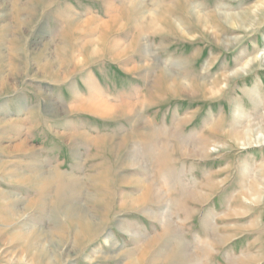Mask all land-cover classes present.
Here are the masks:
<instances>
[{"label": "rangeland", "instance_id": "1", "mask_svg": "<svg viewBox=\"0 0 264 264\" xmlns=\"http://www.w3.org/2000/svg\"><path fill=\"white\" fill-rule=\"evenodd\" d=\"M259 1L0 0V264H264Z\"/></svg>", "mask_w": 264, "mask_h": 264}, {"label": "bare ground", "instance_id": "2", "mask_svg": "<svg viewBox=\"0 0 264 264\" xmlns=\"http://www.w3.org/2000/svg\"><path fill=\"white\" fill-rule=\"evenodd\" d=\"M185 4V3H184ZM188 8V7H187ZM192 12V11H191ZM190 12V13H191ZM196 12V11H195ZM261 12H264V0H260L259 1V3L258 4H256L255 6H253V8H249V11L248 12H246L247 14H249V15H247V14H242L241 16L240 15H235L234 17H235V19L237 20V22H238V24H240V23H243V21L244 20H246V18H251V16H253V17H255V14H260ZM193 14H194V12H192ZM191 13V14H192ZM218 13V12H217ZM29 14V13H28ZM192 14V15H193ZM31 15H32V13H31ZM1 16V15H0ZM194 16V15H193ZM218 18V19H220L221 21H231V23H233L232 24V26L234 25L235 26V20L231 17V15H228V14H218V16H217V14H214V15H212L211 16V18ZM26 18V17H25ZM29 18H31V17H29ZM195 18H198L199 20H201L202 21V23L204 24V26H203V28L205 27V26H208V22H206L204 19H203V17L200 15V14H198V13H195ZM28 20V19H27ZM28 22H30V21H28ZM256 22V21H255ZM71 23V22H70ZM117 23V20L115 19V18H110V20L108 21V23H103L102 24V27L104 26L105 28H106V26H111V25H114V24H116ZM237 24V23H236ZM151 25V24H150ZM202 25V24H201ZM200 25V26H201ZM247 25V24H246ZM25 26V25H24ZM234 26L232 27V28H234ZM154 27V26H153ZM155 28V27H154ZM206 28V27H205ZM209 28V27H208ZM153 29V28H152ZM156 29V28H155ZM107 31V30H106ZM151 31V30H150ZM160 31H161V29H160ZM111 34V33H110ZM214 36V35H213ZM16 40V39H15ZM218 41H219V39H217ZM216 41V40H215ZM217 42V41H216ZM220 42V41H219ZM218 42V43H219ZM233 41H227V46L228 45H231V43H232ZM225 47V46H224ZM95 53L97 54L98 52H96L95 51ZM96 56V55H95ZM124 56V55H123ZM258 58V57H257ZM257 58H253V59H251V60H249L247 63H246V65H249V64H253V63H256V61H257ZM262 58H263V55H262ZM260 62V61H259ZM252 66V65H251ZM169 76V75H168ZM175 77V76H174ZM173 77V78H174ZM229 77H230V75H229ZM228 76L226 77V78H229ZM6 81V80H5ZM217 92H220L219 90L218 91H216V92H211V94H212V96L214 95V94H217ZM214 97V96H213ZM87 102V103H86ZM86 104V105H85ZM82 106H84V107H87V110L88 111H91V112H94V113H98V114H100V115H102V116H104V115H107L108 113H110V108H108L104 103H102L101 101L100 102H98V104H96L94 101L93 102H91V100L89 101H82ZM259 128H261L262 130H264V123L263 124H261L260 125V127ZM248 130H251V128L249 127L248 128ZM250 132H252V130L250 131ZM234 134H232V136H233ZM243 136V135H242ZM230 138V137H229ZM37 178V177H36ZM35 178V179H36ZM34 179V180H35ZM254 188V187H253ZM153 191H154V189H152ZM151 190V191H152ZM252 191V190H251ZM256 190H254L253 192H255ZM257 193V192H256ZM255 193V194H256ZM199 194V193H198ZM256 197V196H255ZM100 198V197H99ZM143 198V197H142ZM257 198H258V196H257ZM101 200V199H100ZM99 200V201H100ZM254 200V199H253ZM136 203H142L141 202V200H138V199H134V198H132L130 201H129V203H127L129 206L130 205H134V204H136ZM126 206V205H125ZM133 208V207H132ZM82 213V212H81ZM89 216V215H88ZM67 218V217H66ZM80 218V216H79V213L76 215H73L72 216V218H69L70 220L72 219V220H76V219H79ZM81 219V218H80ZM85 219V218H84ZM66 226V225H65ZM96 226V225H95ZM100 226V225H99ZM89 227V226H88ZM70 228V227H69ZM83 228V227H82ZM99 228V227H98ZM92 233H93V231H92ZM76 234V233H75ZM84 234V233H83ZM31 235H32V233L30 234V233H28L27 235H26V238H27V240H26V242L25 243H27V242H32V240L30 239L31 238ZM78 235V234H77ZM20 237H22V236H20ZM19 237V238H20ZM23 238V237H22ZM21 238V239H22ZM23 239H25V238H23ZM19 240V239H18ZM24 241V240H23ZM32 243H34V242H32ZM37 247V246H36ZM40 249V248H39ZM59 249V248H58ZM34 250V249H33ZM37 254V253H36ZM39 254L42 256V258H44V262L45 263H47V264H54V263H56L57 262V259H56V257L54 256L53 258L52 257H50V255L47 253V251H45L44 250V248H42L41 250H39L38 251V255L37 256H39ZM196 258V257H195ZM42 261V260H41Z\"/></svg>", "mask_w": 264, "mask_h": 264}]
</instances>
